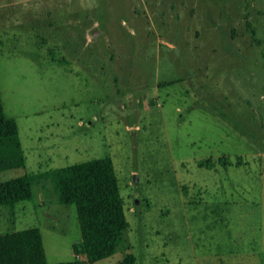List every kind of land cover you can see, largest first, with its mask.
<instances>
[{
    "label": "rangeland",
    "instance_id": "rangeland-1",
    "mask_svg": "<svg viewBox=\"0 0 264 264\" xmlns=\"http://www.w3.org/2000/svg\"><path fill=\"white\" fill-rule=\"evenodd\" d=\"M0 91L26 157L0 182L105 156L118 177L129 227L91 263L49 179L0 207L46 264H264V0H0Z\"/></svg>",
    "mask_w": 264,
    "mask_h": 264
},
{
    "label": "trees",
    "instance_id": "trees-1",
    "mask_svg": "<svg viewBox=\"0 0 264 264\" xmlns=\"http://www.w3.org/2000/svg\"><path fill=\"white\" fill-rule=\"evenodd\" d=\"M26 157L18 125L3 108L0 91V170L22 167ZM49 179L59 203H73L81 235L74 252L85 254L89 263L111 255L129 227L118 177L110 156L56 167L36 174H23L0 182V207L32 198L33 184ZM129 252L118 264H135ZM42 234L37 226L0 233V264H46ZM54 264H83L79 259Z\"/></svg>",
    "mask_w": 264,
    "mask_h": 264
},
{
    "label": "water",
    "instance_id": "water-1",
    "mask_svg": "<svg viewBox=\"0 0 264 264\" xmlns=\"http://www.w3.org/2000/svg\"><path fill=\"white\" fill-rule=\"evenodd\" d=\"M96 33V31H93V34H95Z\"/></svg>",
    "mask_w": 264,
    "mask_h": 264
}]
</instances>
